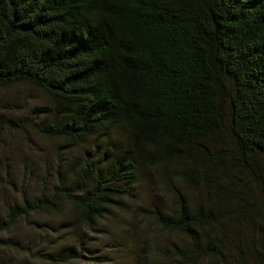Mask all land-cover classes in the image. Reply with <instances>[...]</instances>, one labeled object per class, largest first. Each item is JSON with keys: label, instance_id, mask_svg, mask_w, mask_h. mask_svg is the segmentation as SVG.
I'll return each instance as SVG.
<instances>
[{"label": "trees", "instance_id": "trees-1", "mask_svg": "<svg viewBox=\"0 0 264 264\" xmlns=\"http://www.w3.org/2000/svg\"><path fill=\"white\" fill-rule=\"evenodd\" d=\"M15 86L50 103L37 135L86 150L70 172L57 170L48 195L22 194L0 213V235L32 214L58 220L48 231L93 228L166 170L201 192L194 205L179 199L149 216L185 238L169 258L223 264L232 249L264 257L257 234L230 243L233 226H264V0H0V91ZM0 126L22 129L4 116ZM101 138L102 160L86 146L99 149ZM37 257L72 264L82 254Z\"/></svg>", "mask_w": 264, "mask_h": 264}, {"label": "rangeland", "instance_id": "rangeland-1", "mask_svg": "<svg viewBox=\"0 0 264 264\" xmlns=\"http://www.w3.org/2000/svg\"><path fill=\"white\" fill-rule=\"evenodd\" d=\"M0 103L9 108L7 112H0V116L22 125V129L12 130L0 126V213L3 214L10 207L22 204V194L29 198L41 192L48 195L60 181L57 170L65 174L70 172L69 165L84 154L86 148L73 147L35 133L40 123V110L50 107L48 99L37 90L15 86L0 91ZM114 134L121 142L127 139L123 130L117 129ZM101 139L104 140H99V149L91 141L86 145L87 149L98 150L100 160L107 151V138ZM115 143H118L116 139ZM186 165L180 164V169L187 168ZM171 176L165 170L155 185L135 186L134 194L116 202L108 216L93 228L72 225L68 231L57 233L44 227L58 221L53 216L32 214L22 218L11 230L0 235L1 241L9 240L18 245L0 243V264H47L38 259V254L63 251L81 252L82 258L72 264H178L177 259L169 258V251L185 238L162 231L149 216L156 209L167 212L179 199L194 205L201 201V192ZM66 215L71 219V213ZM248 222L247 228L233 226L231 245H238L240 236L246 238L243 244L247 245L256 240L257 235L264 245V226L260 222ZM206 233V236L210 234ZM232 250L234 255L227 252L223 264H264V257L240 259L237 251Z\"/></svg>", "mask_w": 264, "mask_h": 264}, {"label": "bare ground", "instance_id": "bare-ground-1", "mask_svg": "<svg viewBox=\"0 0 264 264\" xmlns=\"http://www.w3.org/2000/svg\"><path fill=\"white\" fill-rule=\"evenodd\" d=\"M112 136H113L118 142L121 143L120 139H118V138L115 136V134H112ZM121 144H122V143H121ZM150 181H151V178H150Z\"/></svg>", "mask_w": 264, "mask_h": 264}]
</instances>
